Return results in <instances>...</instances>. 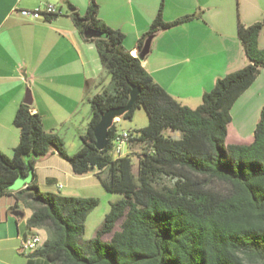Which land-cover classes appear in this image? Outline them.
Segmentation results:
<instances>
[{"label":"trees","instance_id":"1","mask_svg":"<svg viewBox=\"0 0 264 264\" xmlns=\"http://www.w3.org/2000/svg\"><path fill=\"white\" fill-rule=\"evenodd\" d=\"M163 7L164 1L139 40L140 51L159 31L202 17L193 13L167 22ZM98 11V0H89L85 14L70 13L111 77L110 85L89 99L93 115L81 136L82 148L68 154L64 140L47 131L41 115L23 103L13 122L19 143L12 156L0 149V197L21 177L32 179L14 194L11 209L31 210L28 230L46 231L34 254L53 264H264V106L252 143L226 142L234 103L264 69L259 45L264 21L239 22L247 65L218 78L202 104L192 108L154 80L125 48V35L103 22ZM133 88L139 94L122 118L131 120L144 107L149 124L132 132V151L116 157V125L103 150L96 146L94 130L107 109L128 103ZM53 150L70 162L75 175L94 171L106 191L122 194L89 240H83L85 223L100 200L42 191L38 185L36 163Z\"/></svg>","mask_w":264,"mask_h":264},{"label":"crops","instance_id":"2","mask_svg":"<svg viewBox=\"0 0 264 264\" xmlns=\"http://www.w3.org/2000/svg\"><path fill=\"white\" fill-rule=\"evenodd\" d=\"M162 1L167 22L193 13L202 17L159 31L152 37L149 53L140 60L171 95L197 108L218 78L247 65L238 25L264 21V0H98V17L120 30L125 48L139 58V40ZM48 4L58 6L63 14L33 19L20 12ZM88 6L89 0H0V149L8 156L20 140L13 122L27 90L33 97L32 112L41 115L47 131L64 140L68 154L82 148L81 136L93 115L89 99L111 83L96 45L84 39L70 14L77 10L83 15ZM259 45L264 48V32ZM263 106L264 69L231 109L227 144L253 142ZM131 151L128 144L127 153ZM35 171L42 191L57 193L69 185L79 186L80 176L56 150L40 158ZM31 182L30 176L18 180L0 197V264H53L35 251H21L24 238L31 233L26 225L28 209L17 212L11 207L14 194Z\"/></svg>","mask_w":264,"mask_h":264},{"label":"rangeland","instance_id":"3","mask_svg":"<svg viewBox=\"0 0 264 264\" xmlns=\"http://www.w3.org/2000/svg\"><path fill=\"white\" fill-rule=\"evenodd\" d=\"M149 124V118L144 107H139L135 110L134 116L131 120L123 119L121 123H115L119 130L123 128L131 133L140 128H144ZM174 135V137H179V132H167ZM136 151V147L133 148ZM134 172L138 171V158L133 157ZM96 172L92 171L88 174L82 175L78 178L79 186L73 188L71 185L60 189L57 193L62 195H70L77 197H96L100 200L99 205L89 214L85 223V232L83 234V240H89L93 238L96 234V231L100 228L105 220L106 214L111 209V203L122 198L120 193H111L106 191L101 181L95 174ZM20 180V179H19ZM45 185L42 184V188ZM26 215L31 214V210H25ZM40 235L43 239L46 238L47 233L45 230H40ZM108 240L109 238L106 237Z\"/></svg>","mask_w":264,"mask_h":264},{"label":"built area","instance_id":"4","mask_svg":"<svg viewBox=\"0 0 264 264\" xmlns=\"http://www.w3.org/2000/svg\"><path fill=\"white\" fill-rule=\"evenodd\" d=\"M21 14L25 17H31L33 19L43 18L44 15L47 17L58 16L63 14L61 8L56 5L48 4L43 8L36 9H22L20 10ZM119 118H116L114 121L117 123ZM132 137V133L127 130H117L114 134V153L116 157H123L127 154V145ZM61 188L62 185L60 184ZM43 237L37 233H29V235L24 238L21 246V251L23 252H33L36 251L43 244Z\"/></svg>","mask_w":264,"mask_h":264},{"label":"water","instance_id":"5","mask_svg":"<svg viewBox=\"0 0 264 264\" xmlns=\"http://www.w3.org/2000/svg\"><path fill=\"white\" fill-rule=\"evenodd\" d=\"M152 37H150L143 48V50L139 54V58L142 60L147 53H149L151 49ZM139 94V89L133 88L131 92L130 99L126 105L123 106H115L107 109L101 116L100 121L95 127L94 133L96 137V146L98 149L103 150L109 143V129L114 125V121L116 118H121L134 104ZM26 104H33V97L30 90H27ZM27 177H21L20 180H25ZM23 215V213H20Z\"/></svg>","mask_w":264,"mask_h":264}]
</instances>
